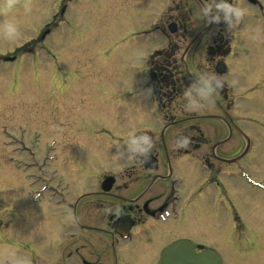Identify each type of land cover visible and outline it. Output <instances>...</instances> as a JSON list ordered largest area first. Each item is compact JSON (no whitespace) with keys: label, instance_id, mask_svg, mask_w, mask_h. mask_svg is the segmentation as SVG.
<instances>
[{"label":"flooded vegetation","instance_id":"af4514ba","mask_svg":"<svg viewBox=\"0 0 264 264\" xmlns=\"http://www.w3.org/2000/svg\"><path fill=\"white\" fill-rule=\"evenodd\" d=\"M206 2L169 0L170 7L160 11L154 24L134 31L139 37L158 35L161 39L160 44L140 58L141 87L123 90V96L149 95L147 120L138 119V126L134 128L137 134L147 132L154 142L147 162L141 163L127 154L110 156V163L90 171V157L97 158L95 150L104 151L105 155L100 153L102 157L108 156L115 140L124 144L127 138L124 141L113 135L107 121L100 122L94 116L95 107L86 108L90 111L83 117L76 112L73 125L77 126L65 132L77 138L79 150L87 153L88 167L79 171L75 190L69 181L61 178L57 167H53L56 159L52 157L48 164L51 168L47 165V180L31 183L29 189H38L43 196L37 201L28 191L34 202L28 200L27 207L16 210L27 216L28 224L37 227L32 229L34 239L28 235V247L26 243L17 245L16 255H25L27 261L15 264H157L163 249L179 239L192 241L197 253L210 247L203 234H199L200 239L190 234L198 228L204 233L211 219L210 212H229L233 224L239 219L236 197L231 195L235 191L232 181L237 185L244 161L251 163L257 150L264 148V141L258 142V128L264 127L259 120L251 121V136L237 132L245 119L244 107L264 112V95L257 86L259 80L256 84L249 81L255 73L262 74L264 70V2L233 0L247 9V15L240 27L230 31L223 23L210 24L197 19ZM62 7L59 16L64 13ZM57 19L60 18L55 17L44 27L39 39L52 33ZM203 27L204 31L197 36ZM259 62L260 66L248 72V68ZM242 70L247 73L243 79ZM207 71L219 76L224 87L211 102L190 110L185 107L183 92L195 76ZM50 80L45 74V81ZM18 90L19 87L14 88V92ZM92 97L102 102L99 96ZM65 112H69V107ZM134 120L123 124L130 126ZM133 127L125 129L127 132L130 129L127 137ZM261 131L264 137V129ZM183 137H188L189 143L178 148L177 141ZM51 144L57 145V142L51 141ZM49 145L45 144V150ZM36 154L40 155L37 151ZM47 154V150L45 154L42 152V159ZM248 165L245 164L246 168ZM226 182H230L229 189ZM0 203L6 212L2 198ZM46 205L56 207L57 212L34 208ZM5 212L1 214L0 228L6 232L18 231L17 218L6 219ZM53 225L59 228L58 248L52 243L50 255L38 251L35 242L46 235L44 228H49V237H53L50 236L55 234ZM0 240L11 239L1 231ZM4 245L0 243V248Z\"/></svg>","mask_w":264,"mask_h":264},{"label":"rangeland","instance_id":"374dc122","mask_svg":"<svg viewBox=\"0 0 264 264\" xmlns=\"http://www.w3.org/2000/svg\"><path fill=\"white\" fill-rule=\"evenodd\" d=\"M3 2L0 0V4ZM62 4L66 5V10L64 20L58 24L59 31L55 37L44 42L54 57H45L41 46L36 49L42 51L29 56L27 51L21 49L22 46L30 43V40L35 43L38 32L52 20ZM25 5L29 6L30 11H25ZM170 5L169 0H17L15 16L20 23V34L15 41L0 35V60L11 51L17 57L14 64L0 63V197L6 208V212L3 211L0 203V219L4 212L6 219L17 218L18 231L6 232L0 228V232L3 231L11 239L0 240V243L6 244L5 248H0V264H5V257L7 264L27 261L25 255H16L15 252L17 245L28 241V235L34 239L32 229L37 226L28 224L27 216L16 209L27 207L25 204L28 200L34 202L29 192L37 201L43 196L40 190L29 188L37 179L41 182L47 180L50 158L56 159L53 167H57L61 178L77 189L78 173L83 167H88L89 157L79 150L77 138L65 132V129L77 126L73 125L76 112L83 117L90 111L86 108L95 107L94 116L100 122L107 121L113 135L124 141L130 132V129L128 132L125 129L134 125L131 129L133 133L138 119L147 120L146 111L150 107L148 93L123 96V90L125 87H132V90L141 87L143 75L140 58L147 53L151 44L158 45L161 40L158 35L153 39L150 36L139 37L134 31L155 23L160 11ZM7 18L0 9V24ZM260 65L259 62L247 67L248 72ZM44 72L51 79L49 83L45 81V76L41 77ZM246 75L242 70L241 78ZM236 78L240 80L239 76ZM256 80H259V93L264 95V70L262 74L255 73L249 81L256 84ZM18 87V91L11 93ZM94 95L99 96L102 102L93 100ZM67 107L69 112L64 113ZM250 110L252 113H248ZM243 115L242 129L237 127V132L244 136L252 135V120L257 119L264 124L262 109L244 107ZM127 120L134 122L125 126L123 121ZM62 125L64 128H61ZM262 127L258 128L259 144L264 141ZM51 141L57 142V145L48 146V154L42 159V152L46 153L45 144ZM38 143L40 147L36 148ZM116 145L123 144L115 140L108 156H104V151L95 150L97 160L94 156L90 157V171L94 172V169L110 163V156L117 157ZM263 150L262 147L257 150L256 158L251 163L244 161L249 168L244 164L242 181L238 180L237 185L236 181H232L235 191L231 195L236 197L239 214L235 224L230 220L229 212L217 210L218 213L210 212L211 219L204 233L199 228L190 233L197 239L201 238L199 234H203L208 245L220 253L223 264H264ZM100 153L104 154L103 157ZM100 155L101 160L98 158ZM103 158L108 161H102ZM50 168L51 165H48ZM226 185L228 189L231 186L230 182H226ZM21 191L23 195L20 197ZM48 206L34 208L57 212L56 207ZM34 208H29V211H34ZM53 228L55 234L50 235L53 237H49V228H44L46 235L36 240L38 251L51 255V244L58 248L59 228L54 225Z\"/></svg>","mask_w":264,"mask_h":264},{"label":"clouds","instance_id":"9594fccd","mask_svg":"<svg viewBox=\"0 0 264 264\" xmlns=\"http://www.w3.org/2000/svg\"><path fill=\"white\" fill-rule=\"evenodd\" d=\"M25 11H30L25 5ZM17 0H4L0 4V9L8 16L0 24V35L9 41H15L20 34V23L16 19L15 9ZM247 15V9L233 2V0H207L200 9L197 19H203L210 24L223 23L226 30L238 27ZM224 87V81L214 72H202L194 77L193 81L185 88L183 98L185 107L190 110H197L206 103L211 102L218 91ZM188 137H183L177 141V147H187ZM154 142L147 132L137 134L133 132L129 135L123 145H116L119 156L130 155L139 159L141 163H146L150 157Z\"/></svg>","mask_w":264,"mask_h":264},{"label":"water","instance_id":"95a60500","mask_svg":"<svg viewBox=\"0 0 264 264\" xmlns=\"http://www.w3.org/2000/svg\"><path fill=\"white\" fill-rule=\"evenodd\" d=\"M185 244V243H181ZM176 244L167 248L161 257L159 264H220V258L212 249H207L205 252L191 255L189 258L173 254Z\"/></svg>","mask_w":264,"mask_h":264},{"label":"bare ground","instance_id":"6f19581e","mask_svg":"<svg viewBox=\"0 0 264 264\" xmlns=\"http://www.w3.org/2000/svg\"><path fill=\"white\" fill-rule=\"evenodd\" d=\"M20 193V192H19ZM190 228H194L193 226L192 227H190Z\"/></svg>","mask_w":264,"mask_h":264}]
</instances>
